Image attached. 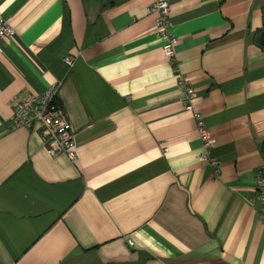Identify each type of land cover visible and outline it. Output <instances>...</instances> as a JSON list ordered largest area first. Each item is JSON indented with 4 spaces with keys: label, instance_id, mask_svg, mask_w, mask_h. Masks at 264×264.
<instances>
[{
    "label": "crops",
    "instance_id": "1",
    "mask_svg": "<svg viewBox=\"0 0 264 264\" xmlns=\"http://www.w3.org/2000/svg\"><path fill=\"white\" fill-rule=\"evenodd\" d=\"M168 1L174 64L153 0H0V264H264V0ZM54 85L75 162L10 128Z\"/></svg>",
    "mask_w": 264,
    "mask_h": 264
},
{
    "label": "built area",
    "instance_id": "2",
    "mask_svg": "<svg viewBox=\"0 0 264 264\" xmlns=\"http://www.w3.org/2000/svg\"><path fill=\"white\" fill-rule=\"evenodd\" d=\"M170 4L168 0H153L150 12H156L157 32L165 40L163 50L165 56L175 63L176 36L170 32L171 21L169 19ZM14 34V26L9 20L0 16V42L10 41ZM68 65H72L71 58H65ZM178 77V86L184 93L185 108L191 110L196 119L200 138L203 143L204 152L201 160L210 161L218 172L219 161L211 157L214 136L207 128L199 110L194 109L193 100L197 98L196 89L192 86L188 76L181 74L177 65L173 67ZM58 88L56 85L50 87L44 93L20 94L13 101L14 115L10 128H30L38 123L41 126V135L47 152L51 156L66 154L70 160H77L75 150V138L73 126L64 110L62 103L58 100ZM256 187L260 191V198L264 201V166L256 175ZM264 213V207L262 209Z\"/></svg>",
    "mask_w": 264,
    "mask_h": 264
},
{
    "label": "trees",
    "instance_id": "3",
    "mask_svg": "<svg viewBox=\"0 0 264 264\" xmlns=\"http://www.w3.org/2000/svg\"><path fill=\"white\" fill-rule=\"evenodd\" d=\"M262 35H263V39H264V30H263V32H262ZM262 45L264 46V42L262 43Z\"/></svg>",
    "mask_w": 264,
    "mask_h": 264
}]
</instances>
